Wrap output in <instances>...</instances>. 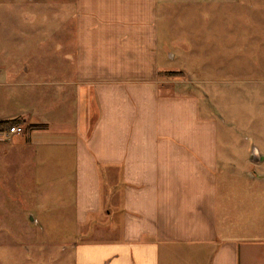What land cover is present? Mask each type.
<instances>
[{"label":"crops","instance_id":"obj_1","mask_svg":"<svg viewBox=\"0 0 264 264\" xmlns=\"http://www.w3.org/2000/svg\"><path fill=\"white\" fill-rule=\"evenodd\" d=\"M162 4L76 1V66L66 84L75 87L78 120L61 127L73 138L49 171L72 165L75 230L108 240L78 245L75 264H264L261 192L251 201L221 196L215 126L194 96L160 77L179 71L175 56L162 58ZM20 119L41 125L30 135L41 147L33 136L50 122L24 113L0 122Z\"/></svg>","mask_w":264,"mask_h":264},{"label":"rangeland","instance_id":"obj_2","mask_svg":"<svg viewBox=\"0 0 264 264\" xmlns=\"http://www.w3.org/2000/svg\"><path fill=\"white\" fill-rule=\"evenodd\" d=\"M76 1L0 0V119L50 122L33 136L43 144L36 149L31 121L18 120L25 134L17 136L0 125V264H75L78 245L108 240L75 230L72 165L49 171L73 138L61 127L78 120L75 87L66 84L76 66ZM160 11L162 58L175 56L179 69L160 77L194 96L215 126L221 196L251 201L259 190L264 204V0H163Z\"/></svg>","mask_w":264,"mask_h":264},{"label":"trees","instance_id":"obj_3","mask_svg":"<svg viewBox=\"0 0 264 264\" xmlns=\"http://www.w3.org/2000/svg\"><path fill=\"white\" fill-rule=\"evenodd\" d=\"M22 122L18 121V120H14V121H7V122H0V125H6V129H9L11 128L12 126L14 125H20ZM38 127H41V126H37V125H28L27 126V130H34V129H37ZM4 129V130H6Z\"/></svg>","mask_w":264,"mask_h":264},{"label":"built area","instance_id":"obj_4","mask_svg":"<svg viewBox=\"0 0 264 264\" xmlns=\"http://www.w3.org/2000/svg\"><path fill=\"white\" fill-rule=\"evenodd\" d=\"M9 134L13 135V136H17V135H24L25 134V129L23 126L20 125H14L13 127H11L9 129Z\"/></svg>","mask_w":264,"mask_h":264},{"label":"water","instance_id":"obj_5","mask_svg":"<svg viewBox=\"0 0 264 264\" xmlns=\"http://www.w3.org/2000/svg\"><path fill=\"white\" fill-rule=\"evenodd\" d=\"M259 159L263 160L264 158L262 157V158H259ZM259 159L256 158V155H253L252 158H251V160H253V161H258Z\"/></svg>","mask_w":264,"mask_h":264}]
</instances>
